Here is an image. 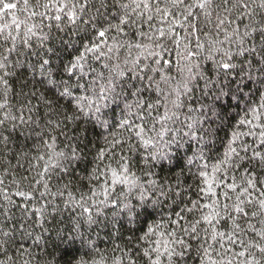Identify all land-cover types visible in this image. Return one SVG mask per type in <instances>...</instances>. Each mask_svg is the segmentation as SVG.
<instances>
[{
	"label": "snow or ice",
	"instance_id": "obj_1",
	"mask_svg": "<svg viewBox=\"0 0 264 264\" xmlns=\"http://www.w3.org/2000/svg\"><path fill=\"white\" fill-rule=\"evenodd\" d=\"M0 14V264H264V0Z\"/></svg>",
	"mask_w": 264,
	"mask_h": 264
},
{
	"label": "trees",
	"instance_id": "obj_2",
	"mask_svg": "<svg viewBox=\"0 0 264 264\" xmlns=\"http://www.w3.org/2000/svg\"><path fill=\"white\" fill-rule=\"evenodd\" d=\"M3 2H14V0H3ZM2 15V14H0ZM16 87H19V82H17L16 84ZM226 132H228L230 134V130H224V131H221L219 133V136L221 138V140L224 141V143H220L218 141L217 143V147L214 151L216 152H223L224 150V144L226 143L227 139H228V136L226 135ZM12 163L13 165H15L16 161L15 160H12ZM16 172L18 173L17 175V178H19V175H28V173L25 172V170L23 168H17ZM11 180V177H9V182ZM29 181H25L24 182V185L22 187V190H27V185H28ZM189 183H192V181H189ZM86 191V189H84ZM14 191V189H13ZM190 195L194 198L195 197V191L193 190L192 192H190ZM12 199L15 201V203L17 205H20L21 207L20 208H13L12 211L13 213L15 214V221L19 222L20 220L23 219L22 217V205L25 203L23 198L21 197H17L15 195L12 196ZM0 203H4L2 200H0ZM3 220V217L0 216V221ZM45 227H48V225L46 224ZM32 230V229H30ZM41 231V229L39 228V225H36L35 226V232L39 233ZM47 235V234H46ZM18 236H19V233H18ZM101 236L104 237V231L102 230L101 231ZM51 238L52 240L54 241L55 240V236H54V232L51 234ZM20 242L24 243L26 247H30V241H27V240H21ZM119 242V241H118ZM106 247L107 246H110V245H105ZM53 250V246L52 244L50 243L48 245V251H52ZM33 251L35 253H40V249H37V248H34L33 247ZM42 255V253H40ZM57 257H59V253H56ZM35 264V262H34ZM187 264H200V260L199 258L193 253L192 256L187 260Z\"/></svg>",
	"mask_w": 264,
	"mask_h": 264
}]
</instances>
